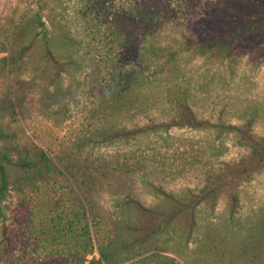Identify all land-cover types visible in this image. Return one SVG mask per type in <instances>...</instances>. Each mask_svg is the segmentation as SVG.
<instances>
[{"label": "rangeland", "instance_id": "obj_1", "mask_svg": "<svg viewBox=\"0 0 264 264\" xmlns=\"http://www.w3.org/2000/svg\"><path fill=\"white\" fill-rule=\"evenodd\" d=\"M139 1L0 0V126L63 169L14 175L0 264H264V27L239 37L231 56L201 53L198 37L219 32L215 11L231 0H183L151 37L155 55L141 20L126 18ZM241 10L264 23V0ZM39 18L65 71L48 58ZM235 22L223 32L246 29ZM180 96L239 128L101 134L168 119ZM206 188L213 200L196 208L193 228L182 220L139 246L122 224L131 198L167 209Z\"/></svg>", "mask_w": 264, "mask_h": 264}, {"label": "trees", "instance_id": "obj_2", "mask_svg": "<svg viewBox=\"0 0 264 264\" xmlns=\"http://www.w3.org/2000/svg\"><path fill=\"white\" fill-rule=\"evenodd\" d=\"M183 0H140L136 8V12H130L126 18L132 22L140 19L142 22L141 34L147 41L145 43L146 52H153L155 55L159 54V46L156 43H150L158 34L157 30L162 27L165 21L175 17L176 9L174 6L181 3ZM251 1V2H247ZM261 0H231L226 1L225 7L219 6L215 11V22L218 25L219 32L210 34L203 33L198 38L195 47L201 53L211 52L216 56H231L234 45L239 41V37L250 35L256 30L264 27L258 17L252 18L248 22L244 21L242 17L241 7L243 5L254 6ZM190 2H193L190 0ZM217 6V7H218ZM43 26V39L46 43L48 58L53 61L62 71L67 69V62L64 58L59 57L52 47L53 37L48 34V28L45 22L38 19ZM236 21L247 25L243 32L239 30L232 31L227 35L223 32L222 25L225 21ZM235 22V23H236ZM50 33V32H49ZM42 39V40H43ZM176 59L175 52H169L166 63H172ZM148 60V59H147ZM158 70V69H157ZM163 70V68H161ZM193 127V128H208V127H225L231 129H238L237 125H226L222 121H213L207 117L199 116L191 105L187 96H180L176 99L172 113L168 119L160 121H151L144 124H136L133 127H123L114 132L101 133L104 138H118L123 137L129 139L137 138L140 134H150L160 130L167 131L172 127ZM252 137L249 136V140ZM60 162H57L48 152L38 145L28 136L19 135L10 125L6 128L0 126V218L4 215L5 201L10 194L11 185L14 175L27 176L35 172L56 173L62 172ZM22 189V183H19ZM210 189L202 190L200 193H190L183 199L174 198V206L162 209L160 204L155 207H148L137 199L131 198L123 205H128L131 215L125 216L122 224L134 239V244L143 245L158 240L159 236L166 232L167 229L174 227L176 223L184 220V228L194 227L195 224V210L203 201H212ZM82 206L85 207V202L82 199ZM186 220V222H185ZM118 243L126 247L127 243L123 237L118 238ZM104 258H109L110 251H102ZM53 262L61 264H69L68 260H61L59 258L53 259Z\"/></svg>", "mask_w": 264, "mask_h": 264}]
</instances>
